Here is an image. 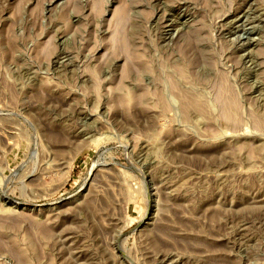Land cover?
<instances>
[{
    "label": "rangeland",
    "instance_id": "rangeland-1",
    "mask_svg": "<svg viewBox=\"0 0 264 264\" xmlns=\"http://www.w3.org/2000/svg\"><path fill=\"white\" fill-rule=\"evenodd\" d=\"M0 264H264V0H0Z\"/></svg>",
    "mask_w": 264,
    "mask_h": 264
},
{
    "label": "bare ground",
    "instance_id": "bare-ground-1",
    "mask_svg": "<svg viewBox=\"0 0 264 264\" xmlns=\"http://www.w3.org/2000/svg\"><path fill=\"white\" fill-rule=\"evenodd\" d=\"M96 10H97V9H96ZM119 12H120V11H118V14H119ZM127 15H128L127 12H126L125 10H122V12H120V14H119V17L117 18V20L119 19V21H117V22L127 20V19H126V18H127ZM115 16H116V15H115ZM123 23H124V22H123ZM120 24H121V23H120ZM119 29H120V28H119ZM119 29H118V30H119ZM194 34H195V32H194ZM124 42H126V41H124ZM122 45H123V44H122ZM128 46H130L129 43H128L127 47H128ZM127 47H126V45L124 44L123 48H124L125 50L127 49ZM128 48H129V47H128ZM130 48H131V47H130ZM122 51H123V49H122ZM127 51H129V50H127ZM132 51H133V50H132ZM132 51H131V52H132ZM185 51H186V50H185ZM124 52H125V51H124ZM131 52L129 51V53H131ZM183 52H184V51H183ZM126 54H127V53H126ZM130 56H131V58H130ZM130 56H129V58H130L129 61L134 60V62L136 63L137 66L141 65V66H140L141 68H142V66H143V67H144V66L146 67L147 63H146V65H144L145 62L142 63V58H141L142 56H140V55H138V54H130ZM127 57H128V56H127ZM131 62H132V61H131ZM193 63H195V62H192L191 60H186V63H185V65L183 66V69L180 68L181 70H179V71H180L181 73H183V70H184V72H186L185 70H188L187 68L191 67V66L193 65ZM145 67H144V68H145ZM177 67H178V66H177ZM136 68H139V67H136ZM142 69H143V68H142ZM147 69H148V68H147ZM147 69H146V70H147ZM178 69H179V68H178ZM140 70H141V69H140ZM143 70H144V69H143ZM176 70H177V68H176ZM129 72H130V71H129ZM127 73H128V71H127ZM127 73H126V74H127ZM176 73H177V72H176ZM177 74H178V73H177ZM178 75H179V74H178ZM182 76H183V74H182ZM184 76H186V75L184 74ZM189 76H190V75H189ZM187 78H188V77H187ZM187 78H186V79H187ZM182 79H183V78H182ZM180 80H181V79H180ZM184 80H185V79H184ZM171 83H172V82H171ZM218 83H219V81H218ZM173 84H174V83H173ZM213 84H214V83H213ZM222 84H223V82H222ZM218 85H219V84H218ZM220 85H221V83H220ZM174 86H175V85H174ZM176 86H177V85H176ZM225 86H226V89L228 90L226 84H225ZM220 87H221V86H220ZM174 88H175V87H174ZM213 88H214V86H213ZM218 88H219V87H218ZM222 88H223V87H222ZM229 88H230V86H229ZM225 91H226V90H225ZM220 93H221V91H220ZM223 93H225V92H224V89H223ZM223 93H222V94H223ZM136 97H137V96H136ZM139 97H140V96H139ZM224 97H225V94H224ZM224 97H223V98H224ZM133 98L135 99V97H133ZM185 98H186V97H185ZM230 98H231V97H230ZM137 99H138V98H137ZM217 99H218V98H217ZM197 100H198V99H197ZM223 100H224V99H223ZM193 101H194V98H193ZM218 101H219V100H218ZM227 101H229V103H228ZM226 102L228 103V105H229L230 107L226 104ZM226 102H224V103L226 104V106H225L226 109H227V107H228L227 111L230 110V112H232V111H234V112H233V113L228 112V114L230 113L229 116L226 115V116L228 117V119H227V117H225V118L227 119V121H231V120H232V121H235V120H236V115H237V114H236V112H237V111H236V108H237V102H236V100L234 99V97L231 99V101H230V100H226ZM124 103H125V102H124ZM194 104H195V103H190V104L188 103V105H192V106H193ZM222 104H223V103H221V105H222ZM225 104H224V105H225ZM195 105H196V104H195ZM195 105H194L193 107H195ZM192 106H191V107H192ZM202 107H203V106H202ZM186 109H187V108H186ZM204 110H205V109H204ZM237 110H238V109H237ZM224 111H226V110H224ZM222 112H223V111H222ZM222 112H221V113H222ZM202 113H203V112H202ZM200 114H201V113H200ZM222 118H223V117H222ZM234 123H235V122H234ZM234 123H233V124H234ZM229 124H230V123H229ZM235 126H236V125H235Z\"/></svg>",
    "mask_w": 264,
    "mask_h": 264
}]
</instances>
